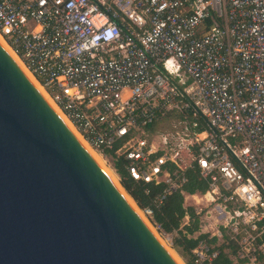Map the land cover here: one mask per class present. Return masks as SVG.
Returning a JSON list of instances; mask_svg holds the SVG:
<instances>
[{
	"label": "built area",
	"instance_id": "obj_1",
	"mask_svg": "<svg viewBox=\"0 0 264 264\" xmlns=\"http://www.w3.org/2000/svg\"><path fill=\"white\" fill-rule=\"evenodd\" d=\"M0 36L111 172L103 152L165 186L154 204L195 165L191 264H264V0H0ZM170 114L192 122L156 140Z\"/></svg>",
	"mask_w": 264,
	"mask_h": 264
},
{
	"label": "water",
	"instance_id": "obj_2",
	"mask_svg": "<svg viewBox=\"0 0 264 264\" xmlns=\"http://www.w3.org/2000/svg\"><path fill=\"white\" fill-rule=\"evenodd\" d=\"M0 264H176L1 46Z\"/></svg>",
	"mask_w": 264,
	"mask_h": 264
},
{
	"label": "trees",
	"instance_id": "obj_3",
	"mask_svg": "<svg viewBox=\"0 0 264 264\" xmlns=\"http://www.w3.org/2000/svg\"><path fill=\"white\" fill-rule=\"evenodd\" d=\"M168 118L182 119L179 114H170ZM192 119L188 118L187 125L191 124ZM157 125V124H155ZM152 126L147 130L152 132ZM204 128V125L200 124L196 128L192 129L198 132ZM103 155L109 156L112 159V166L115 173L118 176L119 186L124 193L133 201L135 206L141 211L145 208L151 210V216L148 217V221L157 231L162 234L175 233L176 236L172 240V246L179 249L183 254L188 256L187 264H191L190 250L195 246L197 241L202 236L196 239L188 238L187 235H191L197 230V220L193 217V210L191 207H183V197L180 192L192 195L194 193L203 194L206 191V183L198 176V169L193 164L191 167L182 171L181 176L184 178V182L180 188L175 191H170L164 195L160 204H154V198L161 195L165 191V186L162 184L153 186L150 184H142L133 182L124 171V161L122 158H114L112 153L103 152ZM168 170L174 169L172 165L167 166ZM144 190L148 193L144 194ZM188 217L187 225L180 227L181 220L184 216ZM180 227V228H179Z\"/></svg>",
	"mask_w": 264,
	"mask_h": 264
},
{
	"label": "rangeland",
	"instance_id": "obj_4",
	"mask_svg": "<svg viewBox=\"0 0 264 264\" xmlns=\"http://www.w3.org/2000/svg\"><path fill=\"white\" fill-rule=\"evenodd\" d=\"M179 120L180 119L168 118V119L162 121L161 123L155 125V127L153 128V130L151 132V135L157 137L156 140H159V136L164 134V133H169L170 135H173V136H174V133H177L180 136V132L183 131V127L187 126V121L183 125H177L176 123ZM180 145L181 144H179V146ZM179 158H180V160L177 163L178 165H183L182 163H184L186 160L189 159L185 155L184 151H183V153L180 154ZM98 159L101 161L100 163L102 164L104 170H107V173L109 174V176H111V178L113 179L114 183L119 186L117 176L113 172L110 171V169L105 165V163L103 162V160L100 157H98ZM119 188H121V187L119 186ZM121 190H122V188H121ZM122 192L124 193L123 190H122ZM185 199H186L185 202L183 201L184 207L190 206L192 204V200L190 199V197H187ZM134 208L136 209V211H138L139 215L141 216V218L143 220L142 222L150 230V232L153 234V236L156 238V240L162 245V247L168 253V255L170 257L172 255L173 258L178 263H176L173 259L172 260L176 264H187L188 256L183 254L179 249H176L175 247L172 246V240L176 236V234L175 233H171V234L159 233L156 230V228L149 223L148 219L141 213V211L135 206V204H134ZM204 224H206V223H204Z\"/></svg>",
	"mask_w": 264,
	"mask_h": 264
},
{
	"label": "bare ground",
	"instance_id": "obj_5",
	"mask_svg": "<svg viewBox=\"0 0 264 264\" xmlns=\"http://www.w3.org/2000/svg\"><path fill=\"white\" fill-rule=\"evenodd\" d=\"M0 46L5 51V53L12 59V61L16 64V66L20 69V71L22 72V74L24 75V77L30 82V84L34 87V89L38 92V94L44 99V101L52 109V111L58 117V119L63 123V125L68 129V131L79 141V143L81 144V146L85 150V152L90 156V158L96 163V165L100 168V170L107 177V179L117 189V191L120 193V195L123 197V199L127 202V204L133 209V211L139 217V219L141 221H143L142 218H141V216L139 215L138 211H136V209L134 208V204L131 201V199L122 192L121 188H119V186L117 184L114 183V181L111 178V176H109V174L107 173V170H104L102 164L100 163L101 161L98 159L99 156L93 150H91L83 141H81L79 139L78 135L72 129V127L70 126L69 122L63 117V115L60 113V111H58L54 107V105L48 100V96L45 93V91L33 80V78L29 75V73L22 67V64L20 63V61L17 59V57H15V55L10 50V48L8 47V45L4 42V40L2 39L1 36H0ZM171 258L176 263H178L173 258L172 255H171Z\"/></svg>",
	"mask_w": 264,
	"mask_h": 264
},
{
	"label": "crops",
	"instance_id": "obj_6",
	"mask_svg": "<svg viewBox=\"0 0 264 264\" xmlns=\"http://www.w3.org/2000/svg\"><path fill=\"white\" fill-rule=\"evenodd\" d=\"M184 202H185V200H184Z\"/></svg>",
	"mask_w": 264,
	"mask_h": 264
}]
</instances>
